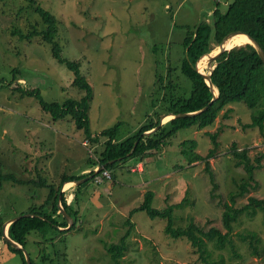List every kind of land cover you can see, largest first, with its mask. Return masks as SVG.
Masks as SVG:
<instances>
[{"label": "rangeland", "instance_id": "obj_1", "mask_svg": "<svg viewBox=\"0 0 264 264\" xmlns=\"http://www.w3.org/2000/svg\"><path fill=\"white\" fill-rule=\"evenodd\" d=\"M232 1L0 0V171L28 182H0V217L40 208L49 193L47 187L37 185L41 180L58 187L62 174L76 175L91 167L90 157L97 161L83 129L69 116L54 119L35 95L24 92L35 90L47 102L78 99L86 93L73 85V73L54 58L51 43L39 35L22 38L23 33L46 28L35 11L38 5L56 17L55 41L61 55L77 60L80 73L92 85L91 131L99 133L121 121L120 135L125 137L147 117L155 118V113L162 111V86L171 82L176 93L185 91L187 78L181 65L187 27L212 21L215 8L224 11ZM226 108H232L228 117L224 116ZM251 121L252 110L244 102H233L219 112L213 124L178 130L160 152L143 161L144 173H132L130 168L136 161L128 158L114 168L113 179L98 184L94 178L78 185L77 190L74 187L80 229L54 233V244L40 246L35 241L42 238L32 233L27 246L32 257L36 259L38 251L46 248L56 264H110L107 246L130 229L128 213L141 204L146 191L154 193V209L173 206V227L185 228L193 220L204 230L219 228L223 204L232 203L230 194L239 191L245 177L244 170L235 166L233 144L246 148L252 160L264 153V137L256 127L245 126ZM214 131L218 132L219 146L209 158L213 185L204 163L189 164L180 153V144L193 139L195 151L205 155L211 147L206 133ZM250 197L264 199V158L255 171L254 188L236 199V206L242 207ZM185 198L187 203L175 206ZM130 221L133 228L121 264H202L186 238L165 234L166 220L136 212ZM234 226L236 234L255 232L261 240L259 254L254 255L236 236L243 257L231 258L229 263L264 264L262 214L253 219L243 216ZM0 264H24L20 254L3 240Z\"/></svg>", "mask_w": 264, "mask_h": 264}, {"label": "trees", "instance_id": "obj_2", "mask_svg": "<svg viewBox=\"0 0 264 264\" xmlns=\"http://www.w3.org/2000/svg\"><path fill=\"white\" fill-rule=\"evenodd\" d=\"M35 11L43 18L46 28L42 31L35 29L28 34L23 33L22 38H31L39 35L42 36L43 40L51 43L54 58L59 64L73 73V85L83 89L86 93L78 99L67 98L62 102H47L35 90L26 89L24 92L31 96L35 95L43 110L51 113L54 119L69 116L78 129H83L86 139H88L89 144L91 143L90 149L97 155V161H94L95 158L93 157L89 158L88 162L92 167L90 173L84 175H62L58 187H55L54 184H47L46 181L42 180L37 184L49 189L47 199L40 208H30L27 213H24L32 214L33 216L23 217L7 229V235L26 248H28L29 236L32 233H37L42 238V241H35L40 246L44 242L54 244V233L59 234L80 229L77 227V218L79 216L77 196L74 193L72 201L67 204L64 193L60 192L63 184L92 176L95 173V169L101 166H105L104 170L111 172V179H113L114 168L128 160V158H134L136 162L142 163L153 153L160 152L178 130L192 126L196 127V129H202L213 124L219 112L233 102H244L252 110V121L245 124V126L256 127L264 137V64L255 46L251 43L236 45L221 54L211 74V81L216 89V98L208 105L206 110L194 116L172 118L160 125L155 131L143 134L144 131H148L159 124L160 115L163 113L192 112L199 110L210 102L212 92L202 75L196 71L195 65L201 56L210 53L218 45L226 33L234 30L244 31L253 36L264 51V0H234L225 5L224 11H220L218 7L215 8L212 13V21H201L192 27L188 26L183 39L184 56L181 65V73L187 78L185 91L176 93L175 84H171V82L162 86L165 88V94L161 96L162 111H157L155 118L153 116L147 117L133 133L125 137L120 135L121 121L99 133L91 131L89 107L93 97L92 85L87 77L80 73V64L77 60H69L61 55L60 46L55 41L56 17L39 5L35 8ZM204 58L199 64L200 70L202 66L208 69L207 57L206 59ZM170 74L169 72L168 76ZM159 79L162 81L163 77L161 76ZM231 111L232 108H226L224 116L228 117ZM206 134L210 138L211 147L205 155L195 151L197 145L193 139L181 142L180 153L189 164L204 163V171L208 175L209 181L214 185L209 158L214 157L218 149V132H207ZM135 141L137 143L133 151L128 155ZM231 153L235 158V166L244 170L245 177L241 179V183L238 185L239 191L236 193L231 192L232 203L223 204L221 226L219 228L210 227L204 230L196 225L193 220L189 221L185 228L173 227V206L163 210L154 209L152 207L154 193L146 191L141 204L128 213L127 223L130 225V229L121 236L118 242L107 246L111 252L112 262L110 264H121L127 240L133 228L130 220L136 212H144L151 219L166 220L165 234L172 238H186L202 264H230L229 260L231 258L242 259L243 255L237 246L236 236L251 248L252 254L258 255V243L261 240L258 234L255 232L236 234L234 225L238 224L243 216L253 219L260 212L264 226V199L250 197L248 202L242 207H237L235 202L236 199L246 196L254 188L255 171L261 167L264 153H259L252 160L248 150L246 148L239 149L236 143L233 144ZM112 161L115 162L111 163ZM101 174L102 172L94 175V178ZM2 181H12L17 184L28 183L24 180H19L15 175H4L0 171V182ZM32 183L34 182L32 181ZM80 186L74 189L77 190ZM187 202L188 199L185 198L182 203H178L175 206L180 207ZM59 203L72 220V226L67 231L60 230V228L67 227V222L59 212ZM16 216L18 215L14 217ZM12 218L0 217V241L3 240L1 236L3 223ZM3 242L10 249L19 253L22 262L27 264L22 248L9 245L4 240ZM225 249L228 250V255L223 251ZM31 260L32 264H56L52 254L47 252L46 248L44 251L43 248L38 251L36 259L31 254Z\"/></svg>", "mask_w": 264, "mask_h": 264}, {"label": "water", "instance_id": "obj_3", "mask_svg": "<svg viewBox=\"0 0 264 264\" xmlns=\"http://www.w3.org/2000/svg\"><path fill=\"white\" fill-rule=\"evenodd\" d=\"M236 33H243L247 36L248 38V41L246 43H251L255 46V49L256 51L258 52L261 60L263 61V64H264V51L263 49L261 48V46L259 45V43L255 40V38L253 36H251L250 34L244 32V31H241V30H234V31H231L229 33H226L224 35V37L222 38V40L218 43V46H217V51L213 54L211 53H208V54H205V55H208L209 57V60H208V63H207V67L209 69L208 73L207 74H204V73H201L198 68H199V61L203 58V56H201L197 61H196V65H195V69L198 73H200L202 75V77L204 78L206 84L209 86L211 92H212V99L210 100V102L203 106L202 108H200L199 110H196V111H192V112H185V113H163L160 115V121H159V124L148 130V131H144L143 134H149L153 131H155L160 125H162L163 123H165L166 121L172 119V118H176V117H187V116H194V115H197L201 112H203L204 110L207 109L208 105H210L213 100L216 98V89L211 81V74L215 68V66L217 65V61L218 59L220 58L221 54L224 52V51H227V50H230L231 48H233L234 46L236 45H242V44H231V39L233 37L234 34ZM244 44V43H243ZM170 115V118H168L167 120H163V118H165L166 116ZM136 141L134 142L131 150L129 151L128 155L133 151L135 145H136ZM115 161H112L111 163H114ZM105 168V166H101V167H98L97 169H95V173L94 175H97L99 174L103 169ZM94 175L92 176H88L84 179H80V180H77V181H72L70 182V185L72 187H76L80 184H83L84 182H87L88 180H91L94 178ZM59 212L62 214V216L65 218L66 222H67V227H65L64 229L60 228V230H69L72 226V220L71 218L65 213V211L62 209L61 206H59ZM33 216L32 214H24V215H18L16 217H13L12 219H9L7 220L1 227V236H2V239L7 242L9 245H12V246H15V247H18V248H22L24 253H25V258H26V261H27V264H32V260H31V254L28 250V248H26L25 246L21 245L20 243L16 242L15 240H13L12 238H10L8 235H7V229L10 225H12L13 223L19 221L20 219H22L23 217H31Z\"/></svg>", "mask_w": 264, "mask_h": 264}, {"label": "crops", "instance_id": "obj_4", "mask_svg": "<svg viewBox=\"0 0 264 264\" xmlns=\"http://www.w3.org/2000/svg\"><path fill=\"white\" fill-rule=\"evenodd\" d=\"M150 157H151V156H150ZM150 157H147V158H150ZM147 158H146V160H147ZM138 163H139V162H136L135 166H136ZM143 163H144V162L140 163V164L142 165V172H137V171L132 172V171H131V168H132V167L130 168V171H131L132 173H140V174L144 173L145 170H146V168H145V164H143ZM135 166H134V167H135ZM90 168H91V167H87V168L81 169L76 175H84V174H87V173L90 172V170H91ZM62 175H65V174H62ZM68 175H69V174H68ZM65 184H67V185H65ZM65 184L62 185L60 192H61V193H64V197L66 198L67 204H69L70 201H72V198H73V195H74L75 191H73V188H74V187H72V186L70 185V183H65ZM68 184H69V185H68ZM66 186H67V187H66Z\"/></svg>", "mask_w": 264, "mask_h": 264}, {"label": "bare ground", "instance_id": "obj_5", "mask_svg": "<svg viewBox=\"0 0 264 264\" xmlns=\"http://www.w3.org/2000/svg\"><path fill=\"white\" fill-rule=\"evenodd\" d=\"M248 41V38H247V36L245 35V34H243V33H236V34H234L233 35V37H232V39H231V44H243V43H246ZM216 51H214V53H215ZM205 57V58H204ZM206 57H207V61L209 60V57H208V55H204L203 56V58L204 59H206ZM202 58V59H203ZM202 59L199 61V64L201 63V61H202ZM198 70L201 72V73H207L205 70V67H203L202 66V68H201V70H200V68H198ZM168 118H170V115H168V116H166L165 117V119L167 120ZM164 118H163V120H165ZM69 185V184H68Z\"/></svg>", "mask_w": 264, "mask_h": 264}, {"label": "built area", "instance_id": "obj_6", "mask_svg": "<svg viewBox=\"0 0 264 264\" xmlns=\"http://www.w3.org/2000/svg\"><path fill=\"white\" fill-rule=\"evenodd\" d=\"M85 144H87V143H85ZM90 152H92V151L90 150ZM131 171L132 172H135V171L142 172V165L140 163H138L134 168L131 169ZM111 178H112L111 172L103 169L102 174L100 176L96 177V182L98 184H101L104 182V180H106V179L110 180Z\"/></svg>", "mask_w": 264, "mask_h": 264}]
</instances>
